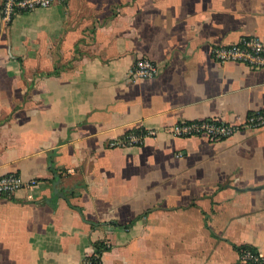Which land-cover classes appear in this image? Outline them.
I'll use <instances>...</instances> for the list:
<instances>
[{
	"label": "crops",
	"instance_id": "0c3cea01",
	"mask_svg": "<svg viewBox=\"0 0 264 264\" xmlns=\"http://www.w3.org/2000/svg\"><path fill=\"white\" fill-rule=\"evenodd\" d=\"M247 37L264 42V0H58L0 21V176L37 181L0 198V264H88L98 243V264L264 256V127L167 131L264 110V67L211 53ZM139 58L159 73L128 81Z\"/></svg>",
	"mask_w": 264,
	"mask_h": 264
},
{
	"label": "built area",
	"instance_id": "2783aa9c",
	"mask_svg": "<svg viewBox=\"0 0 264 264\" xmlns=\"http://www.w3.org/2000/svg\"><path fill=\"white\" fill-rule=\"evenodd\" d=\"M58 0H0V21L4 27H9L13 18L19 13L32 12L37 9L51 7ZM213 59L224 64L227 62H241L253 69L264 67V42L254 37L240 39L236 44L216 46L211 50ZM159 66L149 59L139 58L135 61L127 74L128 81H138L155 77L159 73ZM264 127V110L253 112L247 121L239 126H231L212 119H199L192 122L177 124L167 131L174 137L185 138L204 136L209 141L217 142L232 136L238 131H254ZM155 135V131H132L121 139L112 140L110 148L140 145L146 138ZM37 184L36 180L23 182L16 174L0 176V198L10 197L20 189H28ZM106 246H108L106 244ZM241 264H264V256L258 252L244 248L238 251ZM98 260L94 252L88 257V264Z\"/></svg>",
	"mask_w": 264,
	"mask_h": 264
},
{
	"label": "trees",
	"instance_id": "16d2710c",
	"mask_svg": "<svg viewBox=\"0 0 264 264\" xmlns=\"http://www.w3.org/2000/svg\"><path fill=\"white\" fill-rule=\"evenodd\" d=\"M136 132L138 133V131H136ZM244 248H250V247H248V246H241V247L237 248V250L239 251V250L244 249ZM94 249H95V253L98 255V259H99L100 254L104 250H106V247L104 245L98 243V244H95L94 245ZM91 262L94 263V264H98V260L94 261L93 259H91Z\"/></svg>",
	"mask_w": 264,
	"mask_h": 264
}]
</instances>
